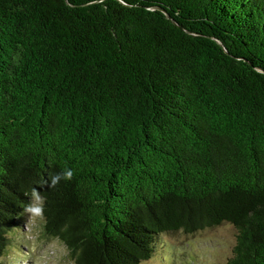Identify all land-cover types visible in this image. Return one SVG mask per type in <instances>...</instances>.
Listing matches in <instances>:
<instances>
[{
  "label": "trees",
  "instance_id": "1",
  "mask_svg": "<svg viewBox=\"0 0 264 264\" xmlns=\"http://www.w3.org/2000/svg\"><path fill=\"white\" fill-rule=\"evenodd\" d=\"M34 192L75 264H264V0H0V264Z\"/></svg>",
  "mask_w": 264,
  "mask_h": 264
},
{
  "label": "rangeland",
  "instance_id": "2",
  "mask_svg": "<svg viewBox=\"0 0 264 264\" xmlns=\"http://www.w3.org/2000/svg\"><path fill=\"white\" fill-rule=\"evenodd\" d=\"M30 205H39L40 211H29V207L24 211L10 232L2 264H75L64 242L47 231L42 199L37 201L33 195ZM236 232L231 223L223 222L193 234L164 233L152 257L141 264L224 263L233 254Z\"/></svg>",
  "mask_w": 264,
  "mask_h": 264
},
{
  "label": "clouds",
  "instance_id": "3",
  "mask_svg": "<svg viewBox=\"0 0 264 264\" xmlns=\"http://www.w3.org/2000/svg\"><path fill=\"white\" fill-rule=\"evenodd\" d=\"M71 176H72L71 170H65L63 173H60V174H57L56 176H54L52 178V182H53V184L56 183L57 181H59L61 179V177H63L64 179H71ZM34 196H35L37 201H39L41 199L35 192H34ZM28 210L38 213L40 211V207H39V205H30Z\"/></svg>",
  "mask_w": 264,
  "mask_h": 264
},
{
  "label": "water",
  "instance_id": "4",
  "mask_svg": "<svg viewBox=\"0 0 264 264\" xmlns=\"http://www.w3.org/2000/svg\"><path fill=\"white\" fill-rule=\"evenodd\" d=\"M160 9H161V8H160ZM161 10H162L163 12H165L163 9H161ZM165 14L167 15L168 18H170V19L173 21V23L177 24V22H176L174 19H172L168 13L165 12ZM218 42L222 45V42H221V41H218Z\"/></svg>",
  "mask_w": 264,
  "mask_h": 264
}]
</instances>
